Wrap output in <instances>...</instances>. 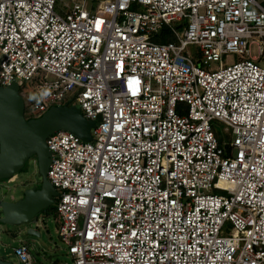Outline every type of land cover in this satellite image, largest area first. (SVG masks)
<instances>
[{
    "label": "built area",
    "instance_id": "built-area-1",
    "mask_svg": "<svg viewBox=\"0 0 264 264\" xmlns=\"http://www.w3.org/2000/svg\"><path fill=\"white\" fill-rule=\"evenodd\" d=\"M70 2L0 0V85L27 118L67 105L96 122L46 141L74 264H264V5ZM165 26L176 42L153 41Z\"/></svg>",
    "mask_w": 264,
    "mask_h": 264
},
{
    "label": "water",
    "instance_id": "water-1",
    "mask_svg": "<svg viewBox=\"0 0 264 264\" xmlns=\"http://www.w3.org/2000/svg\"><path fill=\"white\" fill-rule=\"evenodd\" d=\"M25 109L16 82L6 87L0 85V181L16 177L33 158L41 180L36 187H26L24 197L17 203L0 199V224L13 227L33 223L38 214L56 203L58 192L48 179L51 151L47 138L58 131H69L91 140V130L96 126L76 106H53L40 117L30 119L25 116ZM8 191L4 188L3 194ZM28 233L40 236L34 229Z\"/></svg>",
    "mask_w": 264,
    "mask_h": 264
},
{
    "label": "rangeland",
    "instance_id": "rangeland-1",
    "mask_svg": "<svg viewBox=\"0 0 264 264\" xmlns=\"http://www.w3.org/2000/svg\"><path fill=\"white\" fill-rule=\"evenodd\" d=\"M258 1L264 5V0ZM67 3L71 4L70 0H59L58 9L61 10L62 5ZM153 41L157 43L168 41L176 42V39L173 31L165 26L164 35L154 36ZM188 51L192 57L198 58L196 47L191 46L188 48ZM260 64L264 67V63L262 61ZM203 68L206 70H217L219 68V63H210V65H206ZM180 106L183 109L187 108L186 104H181ZM212 127L220 141H231L233 139L232 132L227 129V126L224 123L213 120ZM38 182H41V180L38 178V165L35 158H33L28 162L27 168L23 172H20L16 177L5 184L4 187L9 190L6 195H4L3 190L0 189V198L5 199L6 201L11 200L12 197L15 199H20L22 198L26 187H31L35 183L38 184ZM217 194L221 193L219 192ZM52 207H55L56 211V204H54ZM4 228L11 231H19L21 229L18 239L15 242H13L8 237H2L1 240L3 243L9 244V246L6 247L5 252L4 248L0 244V253L3 255L9 254L8 258L15 261L17 264L18 260L14 254L13 248H17L20 243L26 244L30 247L31 253L35 259L34 264H74L72 257L67 254V247L61 242L59 238L57 220L54 215H46L44 212L42 213L41 218L31 224L21 225L19 227L5 225ZM30 229L36 230L40 236L29 234L28 231ZM231 231L232 225L227 223L222 234L224 236H228L231 234Z\"/></svg>",
    "mask_w": 264,
    "mask_h": 264
},
{
    "label": "flooded vegetation",
    "instance_id": "flooded-vegetation-1",
    "mask_svg": "<svg viewBox=\"0 0 264 264\" xmlns=\"http://www.w3.org/2000/svg\"><path fill=\"white\" fill-rule=\"evenodd\" d=\"M8 181H11V180L6 179V180H2V181H0V189H1V190H3V189L5 188L4 186H5V184H6ZM36 186H37V183L33 184V186H31V187H36ZM31 187H30V188H31ZM23 197H24V193H23L22 198H23ZM22 198H20V199H22ZM0 199L6 201V200L3 199V198H0ZM20 199H15L14 197H12L11 200H9L8 202H11V203H17ZM41 216H42V214H38V215L36 216V221H37L39 218H41ZM0 217H1V215H0ZM4 226H5V225L0 224V244H1L2 247L4 248V252H5L6 247H8L9 244H4L3 241L1 240L2 237H8V238L11 239L13 242H15V241H17V239H18V235H19L21 229H20L19 231H11V230H8V229L4 228ZM15 227H19V226H15ZM13 249H15V248H13ZM13 251H14V250H13ZM8 256H9V254H8V255H7V254H4V255H3V254L0 253V262H1V263L9 262V263H12V264H17L15 261L9 259ZM18 264H19V263H18Z\"/></svg>",
    "mask_w": 264,
    "mask_h": 264
},
{
    "label": "trees",
    "instance_id": "trees-1",
    "mask_svg": "<svg viewBox=\"0 0 264 264\" xmlns=\"http://www.w3.org/2000/svg\"><path fill=\"white\" fill-rule=\"evenodd\" d=\"M164 35V29H163V34H162V36ZM169 42H172V41H168V42H163V43H169ZM28 119H30V117H28ZM221 142H223V141H221ZM27 168V165H26V167H25V169ZM24 169V170H25ZM23 170V171H24ZM22 171V172H23ZM56 213V211H55V207H52V208H49V209H47L46 211H45V214L46 215H54Z\"/></svg>",
    "mask_w": 264,
    "mask_h": 264
},
{
    "label": "crops",
    "instance_id": "crops-1",
    "mask_svg": "<svg viewBox=\"0 0 264 264\" xmlns=\"http://www.w3.org/2000/svg\"><path fill=\"white\" fill-rule=\"evenodd\" d=\"M54 217H55V214H54Z\"/></svg>",
    "mask_w": 264,
    "mask_h": 264
},
{
    "label": "clouds",
    "instance_id": "clouds-1",
    "mask_svg": "<svg viewBox=\"0 0 264 264\" xmlns=\"http://www.w3.org/2000/svg\"><path fill=\"white\" fill-rule=\"evenodd\" d=\"M56 204V203H55Z\"/></svg>",
    "mask_w": 264,
    "mask_h": 264
}]
</instances>
